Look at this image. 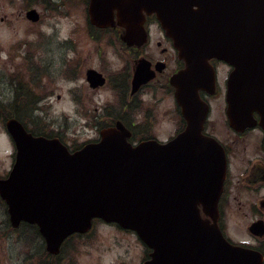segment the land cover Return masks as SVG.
Here are the masks:
<instances>
[{
    "label": "water",
    "instance_id": "1",
    "mask_svg": "<svg viewBox=\"0 0 264 264\" xmlns=\"http://www.w3.org/2000/svg\"><path fill=\"white\" fill-rule=\"evenodd\" d=\"M151 13L186 64L173 80L184 129L165 143L132 146L117 124L98 142L70 152L58 139L33 136L7 119L16 153L0 178V197L9 221L37 225L51 254L99 218L137 234L150 249L142 264H260L261 254L231 244L217 225L225 154L202 133L207 106L197 89L211 79L209 59L226 61L233 66L226 91L230 126L255 125L257 112L264 130V0H89L88 6L99 27L114 25L116 17L129 44L145 41L144 14ZM26 15L37 18L35 10Z\"/></svg>",
    "mask_w": 264,
    "mask_h": 264
},
{
    "label": "flooded vegetation",
    "instance_id": "2",
    "mask_svg": "<svg viewBox=\"0 0 264 264\" xmlns=\"http://www.w3.org/2000/svg\"><path fill=\"white\" fill-rule=\"evenodd\" d=\"M30 9L35 8L29 7L26 12ZM37 13L38 19L31 22L39 21L40 14ZM87 21L88 31L100 33L87 35L90 39L88 43L84 42L81 55L74 57L68 66L73 85L67 91L71 95L69 103L73 105L66 119L72 122L81 120L87 129L95 131V137L88 142L98 141L102 131L117 124L129 132L127 140L132 145L148 139L158 140L161 135L172 138L174 119L177 122L175 135L178 134L186 121L175 98L173 78L185 64L155 15L145 17L147 35L142 44L127 43L124 29L118 25L99 28L89 19ZM151 24L156 27V33L150 32ZM209 63L212 79L198 88L197 93L201 102L207 105L202 132L221 144L226 158L217 224L225 233V210L232 207L231 203L239 207L245 204L243 213L247 215L248 210L252 216L245 225L248 240H229L261 253L264 258V130L258 124L260 116L257 112H253V118L257 120L255 125L243 130L230 126L226 91L233 67L217 58H211ZM24 95L28 94L24 91L18 99L25 100ZM167 124L170 125L168 129ZM27 130L35 135L58 138L64 143L58 136ZM238 190L247 197L237 198Z\"/></svg>",
    "mask_w": 264,
    "mask_h": 264
},
{
    "label": "rangeland",
    "instance_id": "3",
    "mask_svg": "<svg viewBox=\"0 0 264 264\" xmlns=\"http://www.w3.org/2000/svg\"><path fill=\"white\" fill-rule=\"evenodd\" d=\"M87 3L0 0V177L8 174L14 162V145L4 127L12 111L27 128L58 136L71 150L95 137V131L87 129L83 121L66 119L73 105L67 91L73 85L68 66L81 55L84 42L90 39L87 35L100 33L88 31ZM29 7L39 12L38 22L26 18ZM150 32H157L153 24ZM24 91L28 94L25 100L18 99ZM176 125L174 119L172 136ZM169 127L167 124L166 129ZM168 139L158 137L160 141ZM237 193V198L247 197L240 190ZM231 205L225 210L224 235L234 242H245V225L252 216L248 210L247 215L243 213L245 204ZM6 209L0 198V264H141L148 258L149 249L134 231L102 220H95L90 232L69 237L59 255L48 257L37 228L24 222L13 227Z\"/></svg>",
    "mask_w": 264,
    "mask_h": 264
},
{
    "label": "trees",
    "instance_id": "4",
    "mask_svg": "<svg viewBox=\"0 0 264 264\" xmlns=\"http://www.w3.org/2000/svg\"><path fill=\"white\" fill-rule=\"evenodd\" d=\"M18 113V112H17ZM10 115L11 116H14V117H17L16 116V112L15 111H12L11 113H10ZM36 228V227H35ZM37 233H38V231H37ZM77 236H79V235H77ZM72 237V236H71ZM66 242V241H65ZM65 244V243H64ZM45 253H46V255L48 256V257H53V255H50V254H48L46 251H45ZM57 256V255H56Z\"/></svg>",
    "mask_w": 264,
    "mask_h": 264
}]
</instances>
